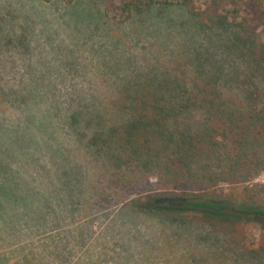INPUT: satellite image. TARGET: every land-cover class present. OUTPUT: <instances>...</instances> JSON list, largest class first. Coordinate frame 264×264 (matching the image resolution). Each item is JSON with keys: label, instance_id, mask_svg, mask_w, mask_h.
Masks as SVG:
<instances>
[{"label": "rangeland", "instance_id": "obj_1", "mask_svg": "<svg viewBox=\"0 0 264 264\" xmlns=\"http://www.w3.org/2000/svg\"><path fill=\"white\" fill-rule=\"evenodd\" d=\"M106 4L0 0V264H264L263 253L250 259L222 235L203 233L198 217L170 223L140 213L139 199L183 192V185L171 181L181 189H160L166 173L124 170L114 174L120 184L106 183L108 172L90 161L94 153L87 140L95 128L90 118L114 115L105 105L109 90L125 85L116 77L110 89L111 74L101 64L114 69L128 64L132 72L156 65L164 56L154 50V25L158 19L161 25L168 17L178 20L175 14L181 13L173 8L124 21L104 10ZM139 19L143 34L137 31ZM186 22L173 25V34L186 31ZM23 36L30 46L20 50L15 44ZM176 47L173 42L174 53ZM190 120L196 128V115ZM253 184L264 197V172ZM243 235L256 248L264 226L248 225Z\"/></svg>", "mask_w": 264, "mask_h": 264}, {"label": "trees", "instance_id": "obj_2", "mask_svg": "<svg viewBox=\"0 0 264 264\" xmlns=\"http://www.w3.org/2000/svg\"><path fill=\"white\" fill-rule=\"evenodd\" d=\"M105 2L104 10L124 21L143 14L160 16L173 8L181 13L175 14L178 20L168 17L161 25L158 19L154 25L161 39L155 38L154 50L164 56L154 60L156 65L132 72L128 64L127 69L101 64L105 74H111L110 89L116 77L125 85L121 91L109 90L105 105L116 110L114 115L90 118L89 126L95 127L87 140L94 153L90 161L108 172L106 183L120 184L114 174L124 170L147 175L156 168L166 173L160 189L180 188L171 181L183 185V192L139 199L140 213L161 215L170 223L171 218L192 215L188 220L198 217L201 231L222 235L238 253H248L250 259L264 254L263 237L253 248L243 235L248 225L264 226L263 193L253 184L264 172V0ZM182 18L187 30L173 34V25ZM135 22L141 26L137 31L145 33L143 21ZM187 43L192 44L189 49ZM25 44L23 36L15 46L23 50ZM168 45L171 48L163 50ZM193 115L196 128L190 127ZM71 119L74 124L78 114ZM220 184L230 187L219 192ZM16 219L13 222L20 221ZM206 230L202 232L209 235ZM2 233L0 223V237Z\"/></svg>", "mask_w": 264, "mask_h": 264}]
</instances>
